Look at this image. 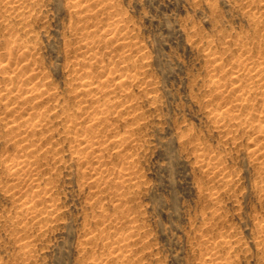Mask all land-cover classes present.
Wrapping results in <instances>:
<instances>
[{
	"label": "rangeland",
	"instance_id": "obj_1",
	"mask_svg": "<svg viewBox=\"0 0 264 264\" xmlns=\"http://www.w3.org/2000/svg\"><path fill=\"white\" fill-rule=\"evenodd\" d=\"M263 56L264 0H0V264H264Z\"/></svg>",
	"mask_w": 264,
	"mask_h": 264
},
{
	"label": "bare ground",
	"instance_id": "obj_2",
	"mask_svg": "<svg viewBox=\"0 0 264 264\" xmlns=\"http://www.w3.org/2000/svg\"><path fill=\"white\" fill-rule=\"evenodd\" d=\"M98 2V1H97ZM97 5V4H96ZM124 42H126L127 43V41H124ZM135 42V41H134ZM125 44V43H124ZM127 45H128V43H127ZM246 51V50H245ZM244 51V52H245ZM248 52V51H247ZM246 55V54H245ZM262 57V56H261ZM264 57V56H263ZM254 58V57H253ZM264 59H262V61H263ZM245 62H246V60H245ZM259 63H261V62H259ZM247 65V64H246ZM242 66V65H241ZM247 67V66H246ZM243 69V68H242ZM248 69L250 70H252V72L253 71H255L256 73V75H258V78L262 81V80H264V62H263V64H258L257 66H255V67H253V66H250V67H248ZM239 73V72H238ZM255 77V76H254ZM237 79V78H236ZM258 79V80H259ZM236 81V80H235ZM253 83V82H252ZM249 85V84H248ZM238 87V86H237ZM242 90V89H241ZM252 90V89H251ZM260 95V94H259ZM249 96V95H248ZM247 95H240V97H238V104L240 103V104H242V103H246V106H247V102L248 103H250V100H249V98H251L250 96L248 97ZM252 104H253V102H252ZM251 104V105H252ZM239 107V106H238ZM258 107V106H257ZM261 108V107H260ZM250 109V108H249ZM262 109V108H261ZM96 118V117H95ZM97 118H99V117H97ZM37 119V118H36ZM43 120V119H42ZM94 120V119H93ZM33 121H35L34 119H33ZM39 122L37 121L36 123H34V124H31L30 126H31V129H34V128H37L38 127V124ZM41 124V123H40ZM36 134V133H35ZM32 135H33V133H32ZM28 136V135H27ZM120 139H118V141H119ZM122 140V139H121ZM120 140V141H121ZM115 141V140H114ZM118 141H116V143H118ZM122 144V143H121ZM89 146V145H88ZM257 149V148H256ZM259 149V148H258ZM257 151V150H256ZM263 155H264V153H263ZM39 158V157H38ZM16 172V171H15ZM14 172V173H15ZM123 237V236H122ZM121 239V238H120ZM118 240H119V238H118ZM122 240V239H121Z\"/></svg>",
	"mask_w": 264,
	"mask_h": 264
}]
</instances>
